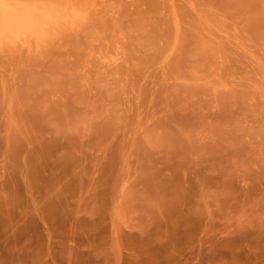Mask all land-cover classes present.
<instances>
[{
    "label": "rangeland",
    "instance_id": "rangeland-1",
    "mask_svg": "<svg viewBox=\"0 0 264 264\" xmlns=\"http://www.w3.org/2000/svg\"><path fill=\"white\" fill-rule=\"evenodd\" d=\"M75 2L0 47V258L264 264V0Z\"/></svg>",
    "mask_w": 264,
    "mask_h": 264
},
{
    "label": "bare ground",
    "instance_id": "bare-ground-1",
    "mask_svg": "<svg viewBox=\"0 0 264 264\" xmlns=\"http://www.w3.org/2000/svg\"><path fill=\"white\" fill-rule=\"evenodd\" d=\"M76 3L75 0H0L1 49L4 48L3 46L6 47V45L8 46L10 44H14V47H17L16 45L19 44L23 45V47H31L33 46L32 44L36 43L37 45L35 40L41 42V40L44 39L46 35H49L51 31L57 28L59 29V27L64 25L70 26L68 23L75 20L77 21V19L83 15V10L78 7L79 4L77 5ZM84 16L87 17L85 14ZM81 22L82 20L80 23ZM56 34L58 33L56 32ZM32 41H35V43L33 42L31 44ZM3 50H5V48ZM114 64L115 63L112 65Z\"/></svg>",
    "mask_w": 264,
    "mask_h": 264
},
{
    "label": "crops",
    "instance_id": "crops-1",
    "mask_svg": "<svg viewBox=\"0 0 264 264\" xmlns=\"http://www.w3.org/2000/svg\"><path fill=\"white\" fill-rule=\"evenodd\" d=\"M3 232L5 233V237H9L8 244L6 245V256H8L9 254L13 258H0V264H34L31 260H22L15 258L16 254H18L19 256H21L22 254L25 255L27 252L26 248H28L29 246L24 244L16 245L15 239L10 236L12 234V230L5 229ZM14 233L13 235H15ZM39 264L44 263L40 262ZM120 264H153V262L149 261L147 258H139L137 254L133 253V255H127L125 260L122 259Z\"/></svg>",
    "mask_w": 264,
    "mask_h": 264
}]
</instances>
